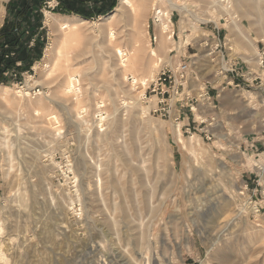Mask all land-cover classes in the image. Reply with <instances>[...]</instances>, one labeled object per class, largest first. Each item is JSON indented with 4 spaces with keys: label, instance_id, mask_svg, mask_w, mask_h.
Segmentation results:
<instances>
[{
    "label": "rangeland",
    "instance_id": "374dc122",
    "mask_svg": "<svg viewBox=\"0 0 264 264\" xmlns=\"http://www.w3.org/2000/svg\"><path fill=\"white\" fill-rule=\"evenodd\" d=\"M10 1L0 0V30L21 4L13 0L8 9ZM113 1L111 11L88 20L54 12L56 3L40 8L41 28L30 47L38 39L41 57H34L19 78L12 73L0 83V264H100L101 259L111 264H264V147L253 155L241 147L264 135V65L259 64L264 61V0H186L192 5L188 11L171 8L167 0H148L138 15L126 14L112 24L115 39L107 43L98 24L115 12L119 0ZM138 1L133 0L137 5ZM172 1L178 6L184 3ZM155 8L173 14L174 38L166 41L165 36L162 50L153 23ZM53 17L60 23L75 18L88 22L82 24L78 42L65 50L67 55L55 58L67 73L77 74L81 89L77 107L63 92L64 75L44 57L48 46H58L60 31L49 24ZM24 33L27 36V30ZM244 37L253 43V57L242 56L241 67L243 72L250 67L251 74L245 75L243 84L224 80V70L231 68L218 50L224 45L228 59L240 61L238 52H247ZM134 42L139 51L131 57L137 67L124 80L113 48L130 50ZM204 42L210 43L211 51H201ZM179 63L190 66L184 95L163 104L171 101L174 107L176 102L187 114L194 113V129L175 122L167 109L158 111L157 97L144 95L147 86L132 85V75L148 78L153 71L152 79L161 67ZM209 85L225 97L226 106L203 97ZM40 92L51 100L45 101L44 115L58 118L54 128L33 112ZM188 95L194 98L189 107ZM229 97L236 106L229 104ZM78 107L86 112L76 115ZM209 108L212 112L204 117ZM115 116L123 128L113 150L106 139ZM175 123L180 124L191 153L177 143ZM133 149L137 155L133 164L145 173L144 186L123 165L125 153L133 155ZM81 159L84 173L78 170ZM67 160L77 183L65 169ZM96 165L102 191L97 190ZM112 176L114 193L108 185ZM79 181L80 204L74 192ZM120 215L125 221L118 220Z\"/></svg>",
    "mask_w": 264,
    "mask_h": 264
},
{
    "label": "bare ground",
    "instance_id": "6f19581e",
    "mask_svg": "<svg viewBox=\"0 0 264 264\" xmlns=\"http://www.w3.org/2000/svg\"><path fill=\"white\" fill-rule=\"evenodd\" d=\"M148 0H139V4H135L133 2V0H119V3H118V6L115 10V12L107 15L106 17L102 18L101 19V23L99 22V27L101 30H104V33L106 32V38L108 39V42H112L114 41L115 39V36H114V31L112 29V24L115 23L117 21H120L122 19V17L126 14H134V15H138L139 13V8H141V10H143L145 7H146V3H147ZM170 7L171 8H176L178 10H185V11H188V8H191L192 5L190 4H187L186 0H183L184 3H183V6H178L176 3H174L172 0H167ZM192 4V3H191ZM2 9L3 8H0V13L2 12ZM154 10V9H153ZM156 10V8H155ZM160 10V9H159ZM143 12V11H142ZM141 12V14H142ZM138 13V14H137ZM154 14V13H153ZM2 15V14H1ZM0 15V16H1ZM133 16V15H132ZM134 17V16H133ZM136 17V16H135ZM52 19V18H51ZM156 19H157V22H156V25L158 27V31H159V40H158V47L162 50L163 47H164V43L163 42V38L166 36V41H170V39L167 38V33L168 32H171L170 31V27L173 26L172 22L170 21L169 19V14L164 12V11H161L160 10V14L159 15H156ZM62 20V19H61ZM60 20V21H61ZM87 21L83 20V19H79V18H75L74 20H67V21H64V22H59V20L55 19L53 17V19L51 20V22L49 24H51V27L55 30V29H58L59 33H60V36H59V41H58V46L56 48H51L50 46H48L46 49H45V53H44V57L46 59H49V62L50 64L54 62L53 66L54 68H56L57 71H59L62 75H64V78H65V86H64V89H63V92L64 94L66 95H71L74 103L76 104V107L77 105L80 104V86H79V80L76 78V73H67L66 72V68L64 66H60V65H57L55 63V58H59V56H66L67 55V52H65V50L69 47V46H73L74 44H76L79 40V38L81 37L82 33H83V28H82V24L83 23H86ZM133 22H135V18L133 19ZM88 23V22H87ZM95 23V22H94ZM86 25V24H85ZM90 25V24H89ZM97 25V24H96ZM134 25V23L132 24ZM89 27V26H88ZM50 28V26H49ZM106 28V30H105ZM172 28V27H171ZM91 29V28H90ZM54 33V32H52ZM55 36V35H54ZM57 39V38H56ZM136 39V38H135ZM165 39V38H164ZM165 41V40H164ZM208 42V41H207ZM207 42H204L201 44L200 46V49L201 51L202 50H205V51H211V45L210 43H207ZM135 44L132 46V49L130 50H125L124 48L122 47H119V46H116L113 48V52H114V56H115V59L116 61L118 62V69H119V73L120 75H122V78L124 80H127V75L131 72L134 71V69L137 67L136 64H135V59L133 57H131V55L134 53H137L139 51V48L137 47L138 44L137 42H134ZM102 47V46H101ZM108 49V48H107ZM105 51V50H104ZM108 52L111 51V50H107ZM141 51V50H140ZM170 52V50H169ZM103 53V52H102ZM149 53L151 54V56H156V51L154 49H150ZM105 55V54H104ZM207 55H210V54H207ZM206 55V56H207ZM139 58V57H138ZM139 62V61H138ZM56 64V65H55ZM45 66V65H44ZM151 66V65H150ZM157 66V64H156ZM222 66V65H221ZM45 67H50V65L48 66H45ZM46 68V69H48ZM153 69V67H152ZM154 69H155V66H154ZM49 70V69H48ZM151 71V70H150ZM149 71V72H150ZM102 72V71H101ZM80 74V73H79ZM153 74V71H151L149 73V77L150 80H153L154 78L151 79V75ZM130 75V74H129ZM60 76V75H59ZM78 77V76H77ZM80 77V76H79ZM148 78H141V79H138L136 78L135 76L132 75V85L136 84V83H139L140 86L142 88H145L147 86V83L149 82V79ZM28 84V83H27ZM34 86L36 84L33 83ZM42 85V84H40ZM62 85V84H61ZM31 88V86H29ZM136 88V87H135ZM4 89H9L7 87H4ZM25 95H29L28 92L25 93ZM38 95V94H37ZM40 97L38 96L36 102H35V108L33 109V112L36 113V116L39 120H41V118L47 120L48 122V125L52 126L56 123H58V118L53 115V114H46L44 115L45 113V108H46V102L47 101L48 103L51 101L47 96H42L41 92L39 93ZM46 95V94H45ZM56 98V97H55ZM53 101V100H52ZM52 103V102H51ZM55 103V102H54ZM125 104V103H124ZM236 104V103H235ZM55 105V104H54ZM57 105V104H56ZM96 105V104H95ZM60 106V105H59ZM115 106V105H113ZM208 106V104H207ZM51 107V106H50ZM123 107V106H122ZM209 107V106H208ZM61 108H63L64 110V106H62ZM66 108V107H65ZM72 108V107H71ZM96 108L98 110H100V108H102V106L100 105H97ZM74 109H76L74 107ZM78 112H76V115H81L83 113L86 112V109L84 107H78ZM110 109V108H109ZM113 109V107H112ZM61 110V109H60ZM114 110H115V107H114ZM113 112V110H112ZM118 112V111H117ZM134 112V111H133ZM138 112V111H137ZM99 113V112H98ZM115 113V111H114ZM113 113V114H114ZM123 113V112H122ZM100 114V113H99ZM112 114V115H113ZM133 114V113H132ZM35 116V117H36ZM114 116V115H113ZM135 116V115H134ZM84 117V116H83ZM103 117V116H102ZM101 116L99 117L100 119L98 120V124L99 126L101 127L102 126V122L104 121V119L102 118ZM138 118V116H137ZM63 119V118H62ZM80 119V118H78ZM135 119V118H134ZM133 119V121H135ZM139 119V118H138ZM64 120V119H63ZM71 121V120H70ZM132 121V122H133ZM35 122V121H34ZM83 122V121H82ZM75 124V123H74ZM49 126V127H50ZM51 128V127H50ZM54 128V127H53ZM52 128V130H53ZM123 128V122L121 121L120 117L118 116H115L112 118V121H111V126L108 130V135L109 137H107V141L106 142H109L110 143V147L111 149L115 150V146H114V139H116L118 136H119V133L121 131V129ZM131 129V128H130ZM139 133V132H138ZM137 135V129H132V136H135ZM174 136H175V139L177 141V143L181 146L182 149H185L187 152L191 153L192 152V149L191 147H189L187 144H185L183 142V139H182V135H181V129H180V124L179 123H175L174 125ZM98 137V136H97ZM17 139V138H16ZM103 139V137H102ZM105 139V137H104ZM66 141V140H65ZM98 141V140H97ZM105 141V140H104ZM131 141V140H129ZM136 142V141H135ZM131 144V143H130ZM135 144V143H134ZM107 145V144H106ZM105 145V146H106ZM135 148V147H134ZM138 148V147H137ZM26 149V148H25ZM35 151V150H34ZM6 152V151H5ZM125 152V151H124ZM37 153V151H36ZM24 154V153H23ZM30 154V153H29ZM64 154L66 155L67 152H64ZM74 154V153H73ZM126 155H124L125 157L123 158V165L126 169H129L137 178V180L139 181V186L142 185L144 186V178H145V173H144V170L141 168L140 165L138 164H133V161L135 157L136 158V152L135 150L133 149V155L131 154L130 151L126 152L125 153ZM19 156V155H18ZM31 156V155H30ZM38 156V155H37ZM33 157V156H32ZM42 157V156H41ZM74 157V156H73ZM83 157V156H82ZM38 158V157H36ZM34 158V159H36ZM25 159V158H23ZM28 159V158H27ZM66 159H68V156H66ZM31 160V159H30ZM25 161V160H24ZM36 161V160H35ZM68 161V160H67ZM32 162V161H30ZM38 162V161H37ZM70 162L68 161L67 162V165L65 166V169L68 170L69 172L68 173H72V181L76 182L77 183V180L73 172V169H72V166L71 164H69ZM42 164V163H41ZM55 166V164H53ZM57 165V164H56ZM77 165H78V170H81L83 173V167H84V159H81L77 162ZM35 168V167H34ZM33 168V169H34ZM99 168H100V165H96V178H97V187H98V191H102V188H103V183H102V180L99 176ZM58 169L62 170L63 168L58 166ZM64 169V170H65ZM57 170V169H56ZM44 172V170H42ZM37 172V171H36ZM35 172V174H36ZM40 172V171H39ZM67 172V171H66ZM50 173V172H49ZM43 175V174H41ZM63 175V174H62ZM77 175V174H76ZM80 175V174H78ZM39 176V175H38ZM81 176V175H80ZM111 177V175H110ZM81 179V177H79ZM48 180V179H47ZM147 181V180H146ZM80 182V181H79ZM146 183V182H145ZM138 184V183H136ZM144 184V185H143ZM108 185H110L113 193L116 191V186H115V183H114V176H112V178L110 179V181L108 182ZM75 186V185H74ZM73 186V187H74ZM141 186V187H142ZM109 187V189H110ZM140 187V188H141ZM71 188V187H70ZM82 183L80 182V186H75V189H74V192H75V197H76V201L80 204L81 203V191L83 190L82 189ZM144 188V187H142ZM73 189V188H72ZM144 190V189H143ZM88 191V190H87ZM120 191V190H119ZM141 189H140V193H141ZM136 193L137 194H139ZM38 194V193H37ZM85 200V199H84ZM85 205V203H84ZM73 206V205H72ZM114 210L116 211L117 209V206L114 204ZM16 210V209H15ZM73 211V210H72ZM71 211V212H72ZM114 211V213H115ZM53 212V211H52ZM81 214V213H80ZM79 214V215H80ZM77 215V214H76ZM78 216V215H77ZM85 216V215H84ZM110 217V216H109ZM118 220L121 221V220H124L126 219V217H122L121 215L118 216ZM77 219H79L77 217ZM67 220V219H66ZM108 218L105 217L104 221H107ZM127 221V220H126ZM112 223L114 226H116L117 224V221L116 220H112ZM111 223V225H112ZM129 223V222H128ZM78 225V224H77ZM127 225V224H126ZM94 227V226H93ZM92 227V228H93ZM128 226H126L127 228ZM77 229V228H76ZM81 229V228H80ZM101 231V230H100ZM79 233V232H78ZM86 236V235H85ZM85 241V240H84ZM77 244V243H76ZM94 245V244H93ZM215 245V244H214ZM214 245H210L209 249H213ZM100 246V245H99ZM81 247V246H80ZM1 251V250H0ZM1 253V252H0ZM106 255V254H105ZM137 255V254H136ZM1 256H3V254H1ZM101 259V258H99ZM113 260V259H112ZM100 264H111L110 262H107L105 259H101L100 261ZM135 262V261H133ZM138 262H136L137 264ZM121 264V263H120ZM135 264V263H134Z\"/></svg>",
    "mask_w": 264,
    "mask_h": 264
},
{
    "label": "trees",
    "instance_id": "16d2710c",
    "mask_svg": "<svg viewBox=\"0 0 264 264\" xmlns=\"http://www.w3.org/2000/svg\"><path fill=\"white\" fill-rule=\"evenodd\" d=\"M12 1L9 2L8 9ZM49 1L51 0H21L20 6L13 9L15 11L11 21H6L0 30V83H6L8 78H12V73L16 74L14 78H19L21 72L30 69L34 57H41L42 44L35 39L30 47V40L41 28L40 8L46 7ZM55 1L54 12L73 14L86 20L104 15L115 5L113 0L108 4L107 0ZM98 5L102 7L98 8ZM11 22L12 25H9ZM26 30L27 36L24 33Z\"/></svg>",
    "mask_w": 264,
    "mask_h": 264
},
{
    "label": "crops",
    "instance_id": "0c3cea01",
    "mask_svg": "<svg viewBox=\"0 0 264 264\" xmlns=\"http://www.w3.org/2000/svg\"><path fill=\"white\" fill-rule=\"evenodd\" d=\"M50 3H56L55 0H51ZM78 17V16H77ZM242 44L243 47L247 49V54L246 53H240V51L238 52L239 54V58L240 61H238V58L234 60L228 59L227 55H226V47H224L223 45V49L218 50V52L221 53L222 58L225 62L226 65L229 64L231 69H226L224 70L225 75H224V80L226 79H231V81L233 82L238 81L239 83H242V81H244L245 75L247 74H251V72H248V68H246V71H242V67L241 64H244V61L241 60L243 57L247 58V57H253V43H251L250 41H248L245 37L244 40H242ZM219 48H221L220 45H218ZM217 48V46H216ZM243 56V57H242ZM259 68H261L259 66ZM263 68V67H262ZM240 78V80H239ZM253 81V80H252ZM243 84V83H242ZM207 96L208 98H210V96L212 97V99H216L218 102V105L223 104L224 106H226L227 101L225 99V97H219L218 96V92L217 89L211 85H209L208 87L205 86L204 88V93H203V97ZM194 98L191 97L190 95H188L187 101H186V106H192V102H193ZM229 104H233L234 106H236L237 102L234 98H230L228 99ZM236 103V104H235ZM169 106V108H168ZM158 108H164L165 110L167 109L168 113L167 115L170 116L171 113H173L175 115V119L174 121H178L179 123H181L182 127L184 126H191L192 125V129H194V125L197 124V121L195 119L194 113H189L187 114V109L185 110V112L182 110V104H177L176 102L174 103V107H172L171 105V101H167L165 104H158ZM208 112L206 113H202L204 115V117L208 116L212 111L211 108L207 109ZM241 147L244 149L245 152H247V154H252L254 151H258L259 149H262L264 147V135L257 141H251L248 143H242ZM253 155V154H252ZM251 165L253 163H250Z\"/></svg>",
    "mask_w": 264,
    "mask_h": 264
},
{
    "label": "built area",
    "instance_id": "2783aa9c",
    "mask_svg": "<svg viewBox=\"0 0 264 264\" xmlns=\"http://www.w3.org/2000/svg\"><path fill=\"white\" fill-rule=\"evenodd\" d=\"M155 16L153 23L157 22L156 15L160 14V10L156 9L154 12ZM172 12L169 14L170 21L172 20ZM168 32L167 38H174V31L170 34ZM153 42H156L157 37L153 35ZM172 51H170L171 53ZM259 64L264 65V61L261 59ZM190 66L186 63H179L175 65H165L159 69L157 76L150 81L146 87V93L153 94L158 99V104H163L166 100L171 99L180 95L183 97L184 90L187 87L189 75H190ZM158 111L165 112L164 108L157 109ZM210 139V135H206Z\"/></svg>",
    "mask_w": 264,
    "mask_h": 264
}]
</instances>
